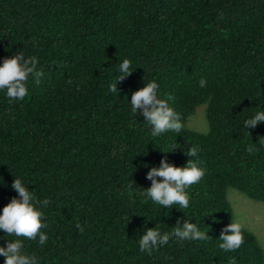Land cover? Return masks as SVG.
<instances>
[{
	"label": "trees",
	"instance_id": "16d2710c",
	"mask_svg": "<svg viewBox=\"0 0 264 264\" xmlns=\"http://www.w3.org/2000/svg\"><path fill=\"white\" fill-rule=\"evenodd\" d=\"M20 52L43 76H29L23 100L0 90V214L20 179L50 201L40 208L47 242L0 229V246L20 239L37 264H264L244 228L239 249L218 247L234 222L228 187L264 202V121L244 127L264 111V0H0V64ZM124 59L132 72L117 81ZM153 80L158 98L173 97L181 133L153 137L142 111L132 113V93ZM199 104L204 132L185 124ZM250 144L259 150L248 153ZM194 146L205 174L185 189L187 209L143 195L162 157L183 167ZM177 219L210 238L140 251L147 228L170 233Z\"/></svg>",
	"mask_w": 264,
	"mask_h": 264
},
{
	"label": "clouds",
	"instance_id": "9594fccd",
	"mask_svg": "<svg viewBox=\"0 0 264 264\" xmlns=\"http://www.w3.org/2000/svg\"><path fill=\"white\" fill-rule=\"evenodd\" d=\"M37 58L35 56L25 57L23 52L15 53L6 57L0 64V90H6V95L10 100H23L28 94L26 83L29 76L35 78L37 84L43 76L42 70H37ZM131 61L124 59L119 65L120 76L117 81L123 80L125 76L130 75ZM116 81V82H117ZM68 83H72L71 80ZM200 87H206V81L201 78ZM159 85L153 80L144 83L142 88L134 91L131 95V111L137 115L142 111L144 121L151 127L153 137L160 136L167 131L181 133L184 125L181 123L180 114L170 107L169 102L173 99L171 95L167 100L158 98ZM111 92H118L116 83L110 86ZM264 121V111L256 112L249 119L244 121L246 129L255 128L257 124ZM259 144L264 145V139L258 140ZM176 148L169 150L174 151ZM259 149L254 145H248L247 152L253 153ZM169 151H164L165 153ZM199 149L190 148L185 154L190 157L186 165L178 167L170 164L167 157H162L158 167H152L147 172V178L151 180V187L145 189L143 195L150 198L156 204L163 208H171L179 205V209L184 210L189 207V196L185 189L198 183L204 176V170L199 167V160L192 159L197 157ZM161 177L162 180H158ZM129 189L132 185L128 186ZM12 188L18 193L10 202L3 207L0 214V229L7 236L24 237L35 240L39 236V244L43 246L47 242V235L41 232L42 228H47V224L42 223L43 212L40 208L46 207L50 201L44 199L38 200L36 196L28 190L18 178L12 182ZM39 206V207H37ZM83 232V227L77 225ZM170 237H175L181 241L196 240L207 241L210 236L205 231H201L195 223L185 219L181 225L180 219H177L175 228L170 233L161 234L159 230L147 228L138 241L141 252L152 254L153 249L166 245ZM219 249L224 252L234 251L240 248L244 243L242 234V225L238 222H232L226 225L219 236ZM22 240L7 242V247L0 246V255L5 257L4 264H37L35 256H29L24 252ZM235 264V260L231 261Z\"/></svg>",
	"mask_w": 264,
	"mask_h": 264
},
{
	"label": "rangeland",
	"instance_id": "374dc122",
	"mask_svg": "<svg viewBox=\"0 0 264 264\" xmlns=\"http://www.w3.org/2000/svg\"><path fill=\"white\" fill-rule=\"evenodd\" d=\"M185 124L187 128L194 131L206 130L204 104L195 107ZM226 199L232 211L233 221L240 223L242 228L254 235L264 253V202L250 200L231 187L226 189Z\"/></svg>",
	"mask_w": 264,
	"mask_h": 264
}]
</instances>
